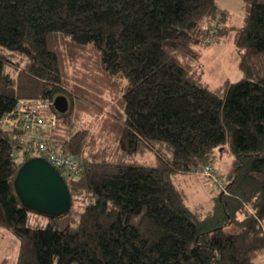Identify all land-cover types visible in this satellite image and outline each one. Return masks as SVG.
<instances>
[{"label":"trees","instance_id":"1","mask_svg":"<svg viewBox=\"0 0 264 264\" xmlns=\"http://www.w3.org/2000/svg\"><path fill=\"white\" fill-rule=\"evenodd\" d=\"M242 1L233 24L216 0H0V228L19 243L15 264L264 256V0ZM223 40L243 77L212 87L201 60ZM28 99L46 101L42 115L58 117L46 137L79 159L78 175H63L72 206L61 215L27 208L14 187L41 157L38 133L15 120ZM225 147L224 188L190 206L177 175L216 170Z\"/></svg>","mask_w":264,"mask_h":264},{"label":"rangeland","instance_id":"2","mask_svg":"<svg viewBox=\"0 0 264 264\" xmlns=\"http://www.w3.org/2000/svg\"><path fill=\"white\" fill-rule=\"evenodd\" d=\"M216 1L221 10H225L230 14L231 23L240 24L242 22L244 9L242 0ZM240 61V50L233 42L223 40L219 43H210L205 47L201 60L202 74L212 87L219 85L224 80L237 81L243 77ZM226 153H228V150L225 147L220 154V156L224 154L225 158L215 162V174L221 180L222 178L225 179L231 165V159L225 155ZM177 181L186 189L190 206L202 205L208 208L211 206L215 194L220 193L218 184H216L217 181L211 176L195 173L186 177V175L178 174ZM18 249L19 243L15 237L0 228V263L3 258L8 257V264H15ZM255 264H264V256L255 260Z\"/></svg>","mask_w":264,"mask_h":264},{"label":"water","instance_id":"3","mask_svg":"<svg viewBox=\"0 0 264 264\" xmlns=\"http://www.w3.org/2000/svg\"><path fill=\"white\" fill-rule=\"evenodd\" d=\"M54 106L60 113L69 108L66 96H57ZM21 203L29 209L47 214L61 215L70 210L72 199L61 172L43 157L26 161L14 180Z\"/></svg>","mask_w":264,"mask_h":264},{"label":"built area","instance_id":"4","mask_svg":"<svg viewBox=\"0 0 264 264\" xmlns=\"http://www.w3.org/2000/svg\"><path fill=\"white\" fill-rule=\"evenodd\" d=\"M45 107L46 101L42 99L23 100L16 112L15 120L31 133H38L30 139H34L36 142V147L33 150L35 154L47 159L62 175L76 177L80 169L78 157L60 150L46 137L47 133L58 126V117L57 114L43 116L42 112ZM43 129L48 131L45 133L42 131ZM197 173L213 177L224 188V182L216 176V170L211 165H204Z\"/></svg>","mask_w":264,"mask_h":264},{"label":"crops","instance_id":"5","mask_svg":"<svg viewBox=\"0 0 264 264\" xmlns=\"http://www.w3.org/2000/svg\"><path fill=\"white\" fill-rule=\"evenodd\" d=\"M221 159V158H220ZM226 160V159H225Z\"/></svg>","mask_w":264,"mask_h":264}]
</instances>
